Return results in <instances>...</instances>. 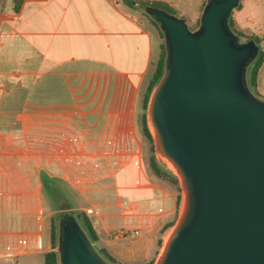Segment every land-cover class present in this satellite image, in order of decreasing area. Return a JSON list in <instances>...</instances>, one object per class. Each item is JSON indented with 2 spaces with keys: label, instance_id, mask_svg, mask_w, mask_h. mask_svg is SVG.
<instances>
[{
  "label": "crops",
  "instance_id": "obj_1",
  "mask_svg": "<svg viewBox=\"0 0 264 264\" xmlns=\"http://www.w3.org/2000/svg\"><path fill=\"white\" fill-rule=\"evenodd\" d=\"M196 1L197 23L207 0ZM140 7L134 10L121 0H24L17 10L14 0H0V145L4 134L15 132L18 139L6 145L19 149L137 148V102L162 50L152 24L137 16ZM170 8L185 18L184 5ZM231 18L235 31L263 53L255 87L264 98V0H240ZM11 117L18 118L15 126H10ZM136 156L112 164L119 170ZM18 163L22 168L14 177L0 175L5 244L11 236L24 247L28 240L20 232L25 226L34 230L31 239L47 226L51 250L38 171L28 173L22 158ZM149 165L151 199L158 206L150 233L140 230L135 238L101 241L96 232V249L116 264L154 263L180 215L183 196L177 183L156 175ZM20 253L0 255V260L19 264Z\"/></svg>",
  "mask_w": 264,
  "mask_h": 264
},
{
  "label": "water",
  "instance_id": "obj_2",
  "mask_svg": "<svg viewBox=\"0 0 264 264\" xmlns=\"http://www.w3.org/2000/svg\"><path fill=\"white\" fill-rule=\"evenodd\" d=\"M239 2L207 0L196 29L148 8L166 51L149 120L156 153L184 194L153 264H264V98L247 82L259 48L228 25ZM56 250L59 264H112L73 211L61 214Z\"/></svg>",
  "mask_w": 264,
  "mask_h": 264
},
{
  "label": "rangeland",
  "instance_id": "obj_3",
  "mask_svg": "<svg viewBox=\"0 0 264 264\" xmlns=\"http://www.w3.org/2000/svg\"><path fill=\"white\" fill-rule=\"evenodd\" d=\"M136 1L140 2L142 0ZM159 1L162 4L161 6L170 10L172 9L170 8L172 3L175 6L178 4L184 5L186 22L190 29H196L199 26L200 19L197 23L195 22L197 14L196 0ZM148 10V7L141 6L136 14L142 20L149 21L152 24L160 37L162 46H164L162 28ZM239 39L241 42H246L245 37L241 34ZM252 65L251 63L249 68ZM252 91L257 94L256 87ZM146 92L144 97L138 99L137 102L138 132L135 134L138 147L135 149H19L6 145L7 141L18 139V134L9 132L3 135V143L0 145V175L3 173L14 177L17 171H21L22 166L18 163L19 158L24 160L25 169L28 173H32L33 169L38 171L42 204L47 217L51 218L50 221L48 217L50 230L52 224L56 226L57 237L61 214L68 211L75 213L80 226L87 234L80 215V212L86 213L101 241L113 237L121 229H139L144 234L150 233L151 223L158 212V206L151 199L153 184L149 180L152 174L149 161L150 163H156L164 172L177 177V185L182 192L184 203V194L179 176L172 166L156 153L153 129L148 113L150 99L146 103ZM257 96L259 95L257 94ZM17 120L18 118L11 117L9 120L12 121L10 126H15L18 123ZM145 123H147L152 134L151 138H148L144 132ZM2 127H4V123L0 124V128ZM134 153H137L138 156L134 158L131 164L122 166L119 170H117L120 167L119 165L112 164L113 160L126 159ZM112 172L115 173L110 174ZM9 188L11 190L9 191L11 192L10 197H14L16 193L15 191L12 192V182H10ZM62 207L69 208L62 209ZM10 225L9 222V228ZM27 227L25 226V230L20 232L22 234L24 231L22 238L28 240L24 247H22V243H19V240L11 236L7 245L5 244L4 224L0 215V255H9V253L14 255V252L21 250L22 253H20L18 259L19 264H44V252L50 249L48 242L49 229L45 226L38 237L31 239L34 230H29ZM169 233L166 234V238ZM0 264H14V261L3 259L0 260Z\"/></svg>",
  "mask_w": 264,
  "mask_h": 264
},
{
  "label": "trees",
  "instance_id": "obj_4",
  "mask_svg": "<svg viewBox=\"0 0 264 264\" xmlns=\"http://www.w3.org/2000/svg\"><path fill=\"white\" fill-rule=\"evenodd\" d=\"M24 0H14V3H15V8L18 10L22 3H23ZM126 6L136 10L138 9V7L140 6H146L148 8H151V7H162L164 8L163 6H161L162 4L160 2H152V1H145V0H142V1H134V0H121ZM205 6V4H204ZM203 6V8H204ZM202 8V10H203ZM166 10H168L169 12L173 13L172 12V9L170 10L169 8H164ZM228 25L229 27L238 35L240 36L239 33H237L234 29V26H233V21H232V18L230 16L229 18V21H228ZM163 32V31H162ZM164 35V34H163ZM161 57L157 63V67H156V71L153 75V78H152V81L150 82V85L147 89V92H146V103L147 101L150 99L151 97V94H152V91L153 89L155 88L156 84L158 83V81L160 80V78L162 77L163 73H164V68H165V55H166V51H165V45L162 46V50H161ZM262 60H263V53L261 51H259L256 59L252 62V66L251 68H249V73L247 75V82H248V85L251 89H253L255 86H256V77H257V72H258V69L262 63ZM257 95V94H256ZM144 132L146 134V136L148 138H151L152 134L149 130V127L147 125V123H145L144 125ZM151 167L154 171V173L164 179H168V180H171V181H174L176 183H178V180H177V177L176 176H173L171 175L170 173L168 172H164L159 166L156 165V163H153L151 162ZM69 207H62V209H68ZM80 215L82 217V221H83V224L85 225V228H86V231H87V236L88 238L95 242L97 239H98V236H97V233H96V230L94 229L93 227V224L91 222V220L89 219L88 215L84 212H80ZM174 224H171L170 226L168 227H172ZM51 250H49L48 252L45 253L44 255V264H59V258H58V252L56 250V247H57V232H56V226L54 224H52L51 226ZM106 260H108L110 263L112 264H116V261L114 258H112L111 256H109L106 251L104 250H98ZM149 264H153V263H149Z\"/></svg>",
  "mask_w": 264,
  "mask_h": 264
},
{
  "label": "built area",
  "instance_id": "obj_5",
  "mask_svg": "<svg viewBox=\"0 0 264 264\" xmlns=\"http://www.w3.org/2000/svg\"><path fill=\"white\" fill-rule=\"evenodd\" d=\"M141 234L139 229H121L113 235L116 239L135 238Z\"/></svg>",
  "mask_w": 264,
  "mask_h": 264
},
{
  "label": "bare ground",
  "instance_id": "obj_6",
  "mask_svg": "<svg viewBox=\"0 0 264 264\" xmlns=\"http://www.w3.org/2000/svg\"><path fill=\"white\" fill-rule=\"evenodd\" d=\"M173 168V167H172ZM174 169V168H173Z\"/></svg>",
  "mask_w": 264,
  "mask_h": 264
}]
</instances>
